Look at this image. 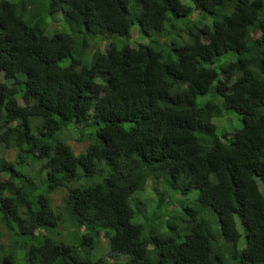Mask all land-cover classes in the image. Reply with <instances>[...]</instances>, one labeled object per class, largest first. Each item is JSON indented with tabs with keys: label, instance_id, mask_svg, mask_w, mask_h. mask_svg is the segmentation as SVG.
Instances as JSON below:
<instances>
[{
	"label": "trees",
	"instance_id": "16d2710c",
	"mask_svg": "<svg viewBox=\"0 0 264 264\" xmlns=\"http://www.w3.org/2000/svg\"><path fill=\"white\" fill-rule=\"evenodd\" d=\"M0 144V264H264V0H0Z\"/></svg>",
	"mask_w": 264,
	"mask_h": 264
},
{
	"label": "rangeland",
	"instance_id": "374dc122",
	"mask_svg": "<svg viewBox=\"0 0 264 264\" xmlns=\"http://www.w3.org/2000/svg\"><path fill=\"white\" fill-rule=\"evenodd\" d=\"M59 16L60 15H58L57 17H59ZM57 23L58 22L55 21L54 25L57 26L58 25ZM66 28H68V27H66ZM65 30H68V29H65ZM53 32L54 31H50L49 33H53ZM133 36L134 37L132 40L135 41L136 44H139L142 42H147L150 39L149 35L147 33H145L144 31H142V29H140V28H134ZM135 36L137 38H135ZM102 48H105V45H103ZM224 112H225V115L223 117H221L220 119H215V122L218 126L220 125L222 127V129H224L226 131V133H234V129L236 128V125L238 123V119H240L239 114L236 113V111H234L233 109L232 110L231 109L224 110ZM222 120H224V121H222ZM70 142L77 152H80L81 150H83L85 148V143H81L78 140H76L75 138L71 139ZM2 154H5V156L8 159H14V157H15V151L12 149L9 151H4V152H3V149H2V151L0 149V156ZM157 183L158 182L156 180L151 178L149 183H148L147 189H150V191L151 190L153 191L155 189ZM159 186L158 187L161 188V190H163V187L161 185H159ZM64 193H65L64 189H60L56 193H54V195H53L54 202L60 203L62 197L64 196ZM197 194L198 193H197L196 189H193L191 192H189L186 195L178 194V195H176V197L177 198H196ZM193 201H194V199H193ZM240 230L242 232V237L240 239V245L242 246L245 244V235H244V231H243L242 227L240 228ZM2 241L7 242L8 241L7 236H4L2 238ZM110 252H111L110 249L106 248V250L104 251V257H105V259H108L109 262H112V256H111ZM125 258H126L125 255L120 256V259H125Z\"/></svg>",
	"mask_w": 264,
	"mask_h": 264
},
{
	"label": "clouds",
	"instance_id": "9594fccd",
	"mask_svg": "<svg viewBox=\"0 0 264 264\" xmlns=\"http://www.w3.org/2000/svg\"><path fill=\"white\" fill-rule=\"evenodd\" d=\"M151 178H152V177H151ZM151 178H150V179H151Z\"/></svg>",
	"mask_w": 264,
	"mask_h": 264
}]
</instances>
